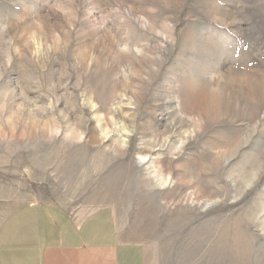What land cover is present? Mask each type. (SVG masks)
Returning a JSON list of instances; mask_svg holds the SVG:
<instances>
[{
	"label": "rangeland",
	"instance_id": "rangeland-1",
	"mask_svg": "<svg viewBox=\"0 0 264 264\" xmlns=\"http://www.w3.org/2000/svg\"><path fill=\"white\" fill-rule=\"evenodd\" d=\"M18 200L109 208L148 264H264V0H0Z\"/></svg>",
	"mask_w": 264,
	"mask_h": 264
},
{
	"label": "crops",
	"instance_id": "crops-1",
	"mask_svg": "<svg viewBox=\"0 0 264 264\" xmlns=\"http://www.w3.org/2000/svg\"><path fill=\"white\" fill-rule=\"evenodd\" d=\"M0 207V264H148L106 207L79 215L52 204ZM7 211V212H6Z\"/></svg>",
	"mask_w": 264,
	"mask_h": 264
}]
</instances>
